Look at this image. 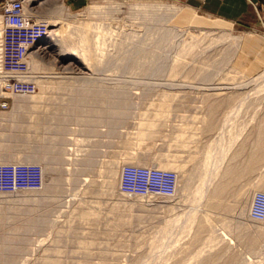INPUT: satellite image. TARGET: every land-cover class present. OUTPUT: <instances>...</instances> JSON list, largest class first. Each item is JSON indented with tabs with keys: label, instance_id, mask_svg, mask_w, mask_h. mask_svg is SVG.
Listing matches in <instances>:
<instances>
[{
	"label": "rangeland",
	"instance_id": "1",
	"mask_svg": "<svg viewBox=\"0 0 264 264\" xmlns=\"http://www.w3.org/2000/svg\"><path fill=\"white\" fill-rule=\"evenodd\" d=\"M23 1L32 43L15 76L34 90L0 73V162L44 177L0 192V264H264V221L249 215L264 191L258 15L215 25L182 0ZM128 163L175 171L174 192L122 193Z\"/></svg>",
	"mask_w": 264,
	"mask_h": 264
},
{
	"label": "built area",
	"instance_id": "2",
	"mask_svg": "<svg viewBox=\"0 0 264 264\" xmlns=\"http://www.w3.org/2000/svg\"><path fill=\"white\" fill-rule=\"evenodd\" d=\"M251 2L256 8L257 2ZM25 11L23 0H6L1 5L0 73L4 76L3 87L14 92L34 90L33 81L15 76L20 72L15 65L26 57L32 43L31 23ZM257 14L264 26V18L258 11ZM43 177L37 162H0V192L39 188ZM119 178V190L124 194L170 195L176 188L177 176L171 169L128 163L122 167ZM249 215L264 221V191H258L252 198Z\"/></svg>",
	"mask_w": 264,
	"mask_h": 264
},
{
	"label": "crops",
	"instance_id": "3",
	"mask_svg": "<svg viewBox=\"0 0 264 264\" xmlns=\"http://www.w3.org/2000/svg\"><path fill=\"white\" fill-rule=\"evenodd\" d=\"M83 0H70V3H81ZM187 2L190 6L195 8H201L207 13L215 14L226 19L233 20L237 23L251 24L255 23L257 19V12L255 8L247 0H182ZM260 3V7L264 8V0H257ZM34 103H48V99H34ZM62 99L57 101H49L53 103H60ZM58 115L64 110L57 108ZM58 122V121H57ZM56 123V122H55ZM57 124V123H56ZM60 124V123H59ZM45 129V126H44ZM50 128H48L49 130ZM49 133V132H48Z\"/></svg>",
	"mask_w": 264,
	"mask_h": 264
},
{
	"label": "bare ground",
	"instance_id": "4",
	"mask_svg": "<svg viewBox=\"0 0 264 264\" xmlns=\"http://www.w3.org/2000/svg\"><path fill=\"white\" fill-rule=\"evenodd\" d=\"M205 16V17H204ZM196 17V16H195ZM203 17H204V21H206V22H208V23H210V24H212V23H216L215 25H217L218 23H219V18H216V17H213V16H211V14H208V15H203ZM250 37H251V35H250ZM132 152V151H131ZM131 154V153H130ZM218 194V193H217ZM217 197V196H216ZM213 200V199H212ZM216 204V203H215Z\"/></svg>",
	"mask_w": 264,
	"mask_h": 264
}]
</instances>
